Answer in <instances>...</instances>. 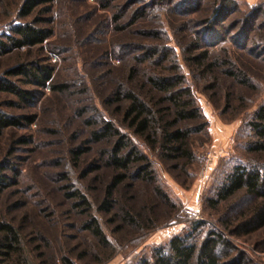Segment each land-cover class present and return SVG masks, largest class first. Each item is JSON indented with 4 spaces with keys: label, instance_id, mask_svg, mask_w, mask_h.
<instances>
[{
    "label": "rangeland",
    "instance_id": "obj_1",
    "mask_svg": "<svg viewBox=\"0 0 264 264\" xmlns=\"http://www.w3.org/2000/svg\"><path fill=\"white\" fill-rule=\"evenodd\" d=\"M22 1L0 0V39L12 33L16 24L34 19L50 26L52 35L39 46L0 55V75L14 64L39 61L54 68L51 84L64 85L63 90H53L50 85L41 88L36 102L17 107L1 104L14 97L0 93V108L5 112L35 114L29 125L6 129L0 136V163H8L2 174L15 179L0 191V218L20 228L34 262L63 264L62 259L68 258L72 264H138L150 259L154 248L175 234H191L198 244L216 231L232 248L224 262L264 264V226L237 235L232 230L234 225L225 228L218 221L235 201L238 203L230 208L232 212L248 210L252 202L241 193L216 209L207 202L234 166L264 164V153L246 151L251 139L248 121L264 100V0H233L232 11L217 26L223 42L209 47L211 60L218 58L219 65L206 75L186 63L183 48L200 34L204 26L200 20L212 12L217 0H184L178 14L166 8L173 9L182 0H165L163 4L160 0H53L49 13L42 6L33 15L19 18ZM147 2H154V7L144 18L128 25L133 10ZM258 8L261 10L255 15ZM116 14L121 16L118 23L113 18ZM248 20L251 27L245 32L249 39L243 44L238 34ZM185 22V32L178 31ZM119 23L127 27L118 31ZM141 28H161V36L167 38L163 41L174 51L207 122L206 131L194 133L190 139L194 160L184 169L182 161L177 167L175 162L164 163L126 127L116 104L105 105L104 98L127 73L118 54L125 55L127 64L131 62L136 54L133 45L143 40L138 34ZM214 40L203 44H213ZM126 44L132 46L122 53ZM224 48L231 61L247 74L249 86L220 73L226 67L222 63ZM102 120L112 121L147 154L154 185L160 186L170 201L159 198L149 181L128 177L114 196L117 215L97 210L115 173L102 159L108 141L95 142L92 138ZM19 137L27 138L26 142H18ZM77 147L84 152L75 158L71 150ZM94 165L98 167L91 171ZM71 191L82 193L90 209L75 206L76 200L67 196ZM121 204L125 209L146 213L150 222L143 227L124 223L118 212ZM89 215L100 222L109 239L108 248L100 246L83 227Z\"/></svg>",
    "mask_w": 264,
    "mask_h": 264
},
{
    "label": "trees",
    "instance_id": "obj_2",
    "mask_svg": "<svg viewBox=\"0 0 264 264\" xmlns=\"http://www.w3.org/2000/svg\"><path fill=\"white\" fill-rule=\"evenodd\" d=\"M164 1L160 0L162 4ZM52 2L53 0H23L18 9L19 18L33 15L42 6L45 13H49ZM180 2L177 6L173 5V9L166 8V10L178 14L177 10L185 3L184 0ZM232 6H235L233 0H217L212 12L200 20L204 25L200 34L193 36L183 48L186 63L193 65L203 75L214 72L219 65L218 58L211 60L209 47L223 42L224 36H219L220 28L218 29L217 26L219 27L221 25H218L219 21H224L232 11ZM150 7H154V2L137 6L133 10L132 17L127 20V24H134L139 18H144V15L149 13L147 11L151 9ZM259 10L261 9H255L254 14L258 15ZM113 18L118 23L121 16L116 14ZM250 21L248 20L241 28V35L238 34L243 44L249 39L245 31L250 30ZM47 22L48 20H45L44 23ZM39 23L42 21L34 19L16 24L11 30L12 33L3 35L0 39V55L44 43L52 35V29L47 24ZM185 24L177 30L185 32L188 23ZM116 25L118 31L127 27L126 24L121 23ZM138 31L143 40L133 45L132 51L136 54L132 55L131 62L127 64L125 55L118 54L127 73L110 91L109 96L104 98L105 105L116 104V110L121 113L122 122L126 127L142 139L149 150H155L156 155L164 163L175 162L174 166L177 167V163L182 161L184 169L194 160L190 139L194 133H204L207 122L196 104L193 90L186 82V76L180 70L174 51L166 41H163L167 38L161 36L160 31L163 32L161 28L151 30L141 28ZM211 38L215 39L213 44H203ZM131 46L126 44L122 53H127V48L130 49ZM223 51L226 56L222 63L226 67L220 73L249 86L247 74L231 61L225 48ZM53 71L51 65L39 61L20 62L8 67L3 75H0V93L11 95L14 99L3 101L1 104L5 103L9 107H17L20 104L32 105L38 99L39 90L48 85L53 90H63V84H51ZM23 84L34 88H23ZM34 119L35 114H11L0 108V136L6 129L23 128ZM99 125V128L92 132V138L95 142L108 141L109 146L102 151V159L104 165L112 168L115 173L105 188L104 198L97 210L116 216L114 205L117 200L114 196L118 187L128 177L149 181L153 185L155 181L147 154L142 152L126 134L121 133L112 121L102 120ZM248 127L251 131V139L246 144V151L264 153V100L253 112ZM26 139L19 137L17 141L23 143ZM71 152L75 158H78L84 150L77 147ZM7 164L5 160L0 163V191L15 182L14 178L10 180L2 174L8 168ZM97 167L94 165L91 171H95ZM15 174H18L17 169ZM153 187L159 198L166 203L170 201L160 186ZM238 193H241L243 198H247L249 203L252 202L250 208L232 212L231 209L238 203L235 201L228 207L230 211L220 216L218 221L225 228L234 225L232 230L237 235L248 234L264 226V164L249 163L234 166L217 187L214 197L208 198V205L216 209L219 204L227 202ZM67 196L76 200L75 206L86 205L87 209H90L89 202L79 191L68 192ZM118 212L124 223L143 227L146 222H150L146 213L134 212L128 207L125 209L123 204L120 205ZM83 227L97 239L100 246L109 247V239L96 217L89 215ZM230 251L232 248L229 242L216 231H211L198 244L193 241L191 234H175L166 243L154 248L150 259L144 258L138 264H229L223 259L230 255ZM62 263L72 264L68 258H63ZM0 264H37L30 254L20 228L2 218H0Z\"/></svg>",
    "mask_w": 264,
    "mask_h": 264
},
{
    "label": "built area",
    "instance_id": "obj_3",
    "mask_svg": "<svg viewBox=\"0 0 264 264\" xmlns=\"http://www.w3.org/2000/svg\"><path fill=\"white\" fill-rule=\"evenodd\" d=\"M210 156H211V155H208V156H207V159H206V161H205V166H206V164H207V161L210 159Z\"/></svg>",
    "mask_w": 264,
    "mask_h": 264
}]
</instances>
